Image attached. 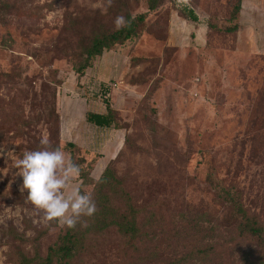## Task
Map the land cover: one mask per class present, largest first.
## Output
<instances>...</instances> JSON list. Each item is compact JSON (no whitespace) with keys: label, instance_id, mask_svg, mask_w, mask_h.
I'll use <instances>...</instances> for the list:
<instances>
[{"label":"rangeland","instance_id":"rangeland-1","mask_svg":"<svg viewBox=\"0 0 264 264\" xmlns=\"http://www.w3.org/2000/svg\"><path fill=\"white\" fill-rule=\"evenodd\" d=\"M186 1L204 28L180 15L172 21L168 0L153 11L148 0L111 7L107 0H0V264H16V247L45 255L64 227L43 220L14 166L41 147L42 135L73 160L101 157L95 178L110 162L121 181L117 203L129 196L163 219L157 230L166 234L155 240L151 264L171 263V234L184 217L215 226L220 250L235 228L234 199L264 228V0ZM125 13H146L138 35L104 50L78 79L83 44L114 31ZM101 85L119 131L85 121L86 111L105 110ZM69 138L82 150L65 148ZM79 186L76 177L64 191ZM82 190L95 193L92 184ZM244 249L259 252L245 240L217 263L240 264ZM130 252L108 231L91 236L73 264L138 263L145 255Z\"/></svg>","mask_w":264,"mask_h":264},{"label":"trees","instance_id":"trees-1","mask_svg":"<svg viewBox=\"0 0 264 264\" xmlns=\"http://www.w3.org/2000/svg\"><path fill=\"white\" fill-rule=\"evenodd\" d=\"M163 1L148 0V10H155ZM168 1L174 2V7L185 19L193 22L201 21L197 12L190 5L176 0ZM238 11L237 8L236 13ZM124 16L130 20L126 28L110 33L95 34L87 43L83 44L82 62L75 69L78 79L84 76L93 59L101 55L104 50H109L113 46L138 35V29L144 22L146 13L137 15L125 13ZM236 28L235 25L230 30L234 31ZM101 86L100 95L103 97L105 110L104 112L87 111L84 115L85 121L99 128L120 130L121 127L117 126L115 122V111L107 102L109 88ZM58 137L61 140L59 124ZM64 147L72 148L75 152L82 150L72 141H65ZM96 160L95 156L89 161L84 157L73 160L81 170L78 176L81 190L84 185L89 184H92L95 189L93 198L97 212L90 218H82L87 220L88 227H81L79 224L75 229L62 227L55 242L47 247L45 255H41L38 248L34 249L32 255H29L22 248L16 247V264H73L81 251L85 249V245L91 236H99L108 231H114L122 238L123 248L131 251V258L140 249L142 253H145V255H138V263L136 261L129 264H142L143 261L146 264H151L149 261L157 257L158 252L155 250L157 244L154 242L160 237L159 235L166 234L162 230H157L163 226V219L158 218L153 210L133 204L129 196L126 197L123 205L117 203L113 195L117 194L118 185L121 184V181L118 180L114 170L109 165L110 162L105 165L96 178L93 177L91 173ZM233 205L236 213L235 228L228 232L230 240L228 239L226 244L219 248L220 250L217 249L215 241L218 233L217 228L209 225L203 216L194 217L192 214L194 218L187 219L184 217V219L179 220L181 223L174 227L171 234L172 242L168 245L173 250V259L170 261L171 263L164 262V264H219L217 262L221 256L229 261V258L233 257L234 251L240 252L245 240L255 243L259 252L254 249L246 253L244 249L239 256L240 264H264V228L261 222L255 215L248 212L238 200L234 199ZM152 243L154 246H151ZM175 251H180L179 255H176ZM230 264H234V261Z\"/></svg>","mask_w":264,"mask_h":264},{"label":"clouds","instance_id":"clouds-1","mask_svg":"<svg viewBox=\"0 0 264 264\" xmlns=\"http://www.w3.org/2000/svg\"><path fill=\"white\" fill-rule=\"evenodd\" d=\"M112 4L113 0H107L108 7ZM129 23L124 15H117L113 21L117 31ZM39 143V149L25 151L14 162L28 200L43 212L45 222L59 221L66 229H75L78 224L88 227L87 220L82 218L97 212L92 192H83L80 187L64 191L80 175L79 165L59 147H53L47 135H42Z\"/></svg>","mask_w":264,"mask_h":264},{"label":"crops","instance_id":"crops-1","mask_svg":"<svg viewBox=\"0 0 264 264\" xmlns=\"http://www.w3.org/2000/svg\"><path fill=\"white\" fill-rule=\"evenodd\" d=\"M176 1H178V2H180V3H184V4H188V2L186 1V0H176ZM189 5V4H188ZM174 13L172 14V21H176L177 20V17H179V15H180V19H181V21H183L186 25H188V26H191V27H193L194 29H196L197 27H198V29H202V28H204L203 26L204 25H202V24H200V20L199 21H197V22H193V21H190V20H187V19H185L180 13H179V11H178V9L177 8H175L174 7ZM197 29V30H198ZM87 112V111H86ZM87 124H89L90 126L92 125V124H90V123H87ZM112 130H114V131H119V130H115V129H112ZM77 133V132H76ZM118 133V132H117ZM117 133H114V134H117ZM70 135H71V137H72V132H70ZM60 136H61V133H60ZM62 137H63V135H62ZM63 139V138H62ZM115 139L117 140V137H116V135H114V141H111V144L110 145H112V148L114 147V144H115ZM65 141H72V142H74L76 145H78L79 147H81V148H83L81 145H79V143H76L73 139H71V138H69V139H65ZM85 149V148H84ZM100 158L101 157H99V158H97V160H96V162H95V165H96V163L98 162V161H100L101 162V160H100ZM105 167V166H104ZM104 167H102L101 169H100V171H99V173H98V175L100 174V172H101V170L104 168ZM97 175V176H98Z\"/></svg>","mask_w":264,"mask_h":264}]
</instances>
